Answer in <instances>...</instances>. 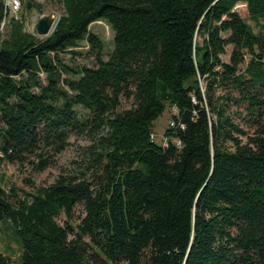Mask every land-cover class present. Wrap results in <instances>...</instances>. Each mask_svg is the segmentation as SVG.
Here are the masks:
<instances>
[{
    "label": "trees",
    "instance_id": "16d2710c",
    "mask_svg": "<svg viewBox=\"0 0 264 264\" xmlns=\"http://www.w3.org/2000/svg\"><path fill=\"white\" fill-rule=\"evenodd\" d=\"M55 1L40 37L0 0V160L43 171L71 135L90 141L49 185L0 186L18 264H264V0ZM84 43L93 67L76 60ZM167 109L180 147L151 138Z\"/></svg>",
    "mask_w": 264,
    "mask_h": 264
},
{
    "label": "rangeland",
    "instance_id": "374dc122",
    "mask_svg": "<svg viewBox=\"0 0 264 264\" xmlns=\"http://www.w3.org/2000/svg\"><path fill=\"white\" fill-rule=\"evenodd\" d=\"M24 1L26 0H22V8L18 13V19L25 21V28L28 32L38 35L36 31V23L38 20H36V17L39 14L52 15L55 21L58 23L60 14L63 10V7L59 2L55 0H34L36 3H39L41 7H35L33 9L27 10L25 7H23ZM237 9L241 16L246 18L253 25V23L249 20L246 5L240 4ZM10 18L15 17L9 16L7 21ZM90 30L97 34L102 40L103 57L107 59L114 48V33L111 26L105 21L101 20L91 24ZM231 49L232 47L229 46L227 54L222 56L225 62L230 60ZM80 50H82L83 54L82 56L77 57V62L89 67L95 66V59L86 43L80 47ZM64 57H66L68 60L70 56L68 54H64ZM245 66L246 63L242 65V68ZM231 110L234 111L235 122L240 124L244 130L252 132L253 129L249 126L246 119L247 113L245 108L233 106ZM173 113L174 109H167L165 113L154 123V132L157 135L158 141L160 142L166 134V130L168 129V125ZM88 144H90V141L87 137L71 135L66 147L54 157V163L43 171L35 170L32 158L27 160L22 166H20V163L17 162L0 160V186L6 192H9L11 187L14 186L16 189H18L20 194H23L24 190L33 191V189L36 187L49 185L53 183L61 173L75 166V162L81 159L83 146ZM1 156L2 154L0 153V158ZM81 214L82 209L79 207L75 211L73 220L78 221V218L81 216ZM60 220L63 221V216H60ZM22 250L23 247L21 238L16 233L15 226L13 225L12 221L9 219L2 220L0 222V252L6 256H9L14 264H18Z\"/></svg>",
    "mask_w": 264,
    "mask_h": 264
},
{
    "label": "built area",
    "instance_id": "2783aa9c",
    "mask_svg": "<svg viewBox=\"0 0 264 264\" xmlns=\"http://www.w3.org/2000/svg\"><path fill=\"white\" fill-rule=\"evenodd\" d=\"M6 5L8 7L9 10V16H14L16 19L19 18L18 13L20 12L21 8H22V3L21 0H6ZM43 15L39 14L36 17V20H39ZM5 23L2 24V28L4 26ZM195 101V98H193ZM177 110L174 109V113L173 114H177ZM177 125H181V127H184V125H182L181 122H176V120L174 118L171 117V120L169 122L168 128H174ZM152 139H157V135L155 133H153L151 135ZM170 142L175 143L177 146H182L181 141L177 138L174 137H170L168 136L167 132L165 134V136L163 137V139L161 140L162 145L166 146L168 145Z\"/></svg>",
    "mask_w": 264,
    "mask_h": 264
},
{
    "label": "water",
    "instance_id": "95a60500",
    "mask_svg": "<svg viewBox=\"0 0 264 264\" xmlns=\"http://www.w3.org/2000/svg\"><path fill=\"white\" fill-rule=\"evenodd\" d=\"M28 7H32L31 1L28 2ZM56 25L57 22L52 15H44L38 20L36 31L39 36H47L54 31Z\"/></svg>",
    "mask_w": 264,
    "mask_h": 264
}]
</instances>
